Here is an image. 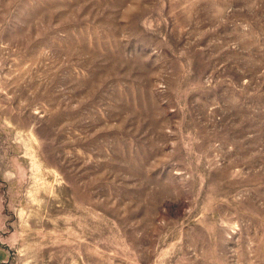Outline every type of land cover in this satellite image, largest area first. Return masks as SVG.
<instances>
[{"label":"rangeland","instance_id":"1","mask_svg":"<svg viewBox=\"0 0 264 264\" xmlns=\"http://www.w3.org/2000/svg\"><path fill=\"white\" fill-rule=\"evenodd\" d=\"M0 264H264V0H0Z\"/></svg>","mask_w":264,"mask_h":264}]
</instances>
